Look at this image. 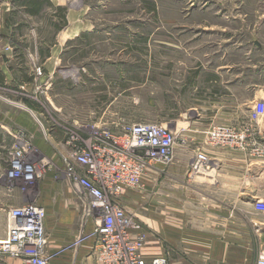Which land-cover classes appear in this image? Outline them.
Here are the masks:
<instances>
[{"label":"rangeland","instance_id":"rangeland-1","mask_svg":"<svg viewBox=\"0 0 264 264\" xmlns=\"http://www.w3.org/2000/svg\"><path fill=\"white\" fill-rule=\"evenodd\" d=\"M24 1L10 0V6L13 9ZM41 1L36 17L20 9L5 20L7 12L0 11L1 29L3 18L8 26L17 24L3 50L25 47L30 59L39 52L38 59L21 55L9 62L10 69H30L33 88H16L0 80V101L37 111L39 124L52 136L45 134L46 148L39 149L32 146L22 126L13 124L12 136L0 127V237L7 232L9 207L30 200L45 206L53 230L65 224L76 231L85 228L89 220L84 203L64 178L60 160L64 132L72 124H90V132L105 126L114 134L122 125L136 122L165 124L175 134L173 154L176 148L194 151L187 173L180 178L193 179L202 165L195 166L205 121L210 123L205 143L210 144L211 126H230L245 131L243 147L263 152L254 139V125L264 111L255 120L250 114L256 102L264 104L263 99H256L248 113L252 130L212 119L214 100L233 96L220 92L223 85L253 80L256 89L264 86V0ZM49 55L57 57L51 76L43 68ZM11 71L16 81L22 74L27 76L22 69ZM5 118L6 113L0 114V124ZM26 144H30L28 158L36 162L38 175L37 182L29 185L6 176L14 147ZM172 160L157 164L159 179L168 178L166 165ZM146 179L151 180L150 172ZM144 189V198L149 199V185ZM138 209V204L130 206L135 214ZM145 210L141 214L149 213V208Z\"/></svg>","mask_w":264,"mask_h":264},{"label":"crops","instance_id":"crops-1","mask_svg":"<svg viewBox=\"0 0 264 264\" xmlns=\"http://www.w3.org/2000/svg\"><path fill=\"white\" fill-rule=\"evenodd\" d=\"M3 1L0 11L7 12L5 20L14 10L23 9L32 17L41 11L33 13L29 0L17 4L13 9L10 0ZM4 18L3 28H0V80L16 88L28 86L30 90L33 88L30 69L17 66L10 69L9 64L10 60H19L18 56L21 55L30 59L26 48L18 51L3 50L4 44L13 38L14 27L17 25L8 26ZM32 54L31 59L39 58V52ZM236 54L238 51H234ZM44 61V72L49 75L54 73L57 57L49 55ZM21 69L27 76L22 74L17 81L14 80L11 70L19 72ZM222 88L220 92H230L233 96H222L220 100H214L215 114L212 121L237 127L243 124L252 130L253 126L246 119L256 99L264 100V86L256 89L252 80L245 84H226ZM240 92L244 94L240 96ZM10 104L0 101V114H7L0 127L7 128L12 136L9 128L13 124L22 126L32 138V146L46 148L45 134L51 139L52 136L42 123L39 124L37 111L17 103ZM202 124L198 142L201 151L207 155V161L201 165L193 179L188 176L180 178L178 175L187 173L188 162L194 156V151L176 148L172 162L166 165L167 179H159L160 167L151 168L142 177L143 190L132 191L126 196L128 208L132 203L139 205L136 215L148 230L143 254L146 258L164 255L168 261L177 264H256L258 252L264 249V211L254 206L257 201L264 202V116L254 125V139L257 146L262 148V153H256L248 145L242 148L213 147L205 143L210 123L205 121ZM28 145L26 148L30 150ZM149 172L151 180L148 181L146 176ZM148 185L151 191L149 199L144 198V188L148 190ZM39 204L45 208L42 203ZM146 208H149V213L141 214ZM47 214L46 211L44 226L48 237L47 247L50 251H56L48 264H95L91 254L93 238L90 236L77 240L83 231H91L92 219L79 231L67 228V224L62 225L65 228L60 226L53 230ZM75 233H78V237ZM0 264L25 263L19 258L4 256Z\"/></svg>","mask_w":264,"mask_h":264},{"label":"built area","instance_id":"built-area-1","mask_svg":"<svg viewBox=\"0 0 264 264\" xmlns=\"http://www.w3.org/2000/svg\"><path fill=\"white\" fill-rule=\"evenodd\" d=\"M41 74L37 67L36 76ZM263 111L264 104L256 102L251 119L255 120ZM70 127L64 132L65 148L60 151V160L64 178L82 199L87 219L93 221L91 231H83L77 240L93 238L91 254L95 264H177L164 255L144 256L148 230L126 205L128 193L143 190L142 177L148 170L172 160L174 132L156 122L122 125L118 134L105 126L91 132L90 124ZM244 132L213 125L207 134L212 145L242 148ZM196 156L195 166L207 161L201 151ZM6 176L24 185L35 183L36 162L29 160L26 147H14ZM254 206L264 211L263 201H257ZM45 216V208L36 200L9 207L7 232L0 239V260L8 256L19 258L25 264H48L56 251L47 247ZM256 264H264V249L258 252Z\"/></svg>","mask_w":264,"mask_h":264},{"label":"trees","instance_id":"trees-1","mask_svg":"<svg viewBox=\"0 0 264 264\" xmlns=\"http://www.w3.org/2000/svg\"><path fill=\"white\" fill-rule=\"evenodd\" d=\"M30 6L32 7L31 11L33 13H36L38 10H40L43 2L41 0H29L28 1Z\"/></svg>","mask_w":264,"mask_h":264}]
</instances>
